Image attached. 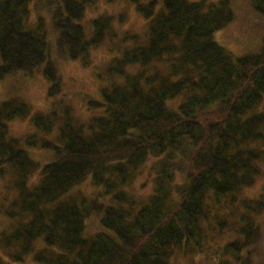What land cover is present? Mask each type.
<instances>
[{
	"label": "trees",
	"instance_id": "trees-1",
	"mask_svg": "<svg viewBox=\"0 0 264 264\" xmlns=\"http://www.w3.org/2000/svg\"><path fill=\"white\" fill-rule=\"evenodd\" d=\"M96 1L0 0V264H264V0H104L142 35L87 21ZM236 22L259 47L234 58L215 35ZM103 45L97 97L68 90ZM36 73L45 112L9 96Z\"/></svg>",
	"mask_w": 264,
	"mask_h": 264
},
{
	"label": "rangeland",
	"instance_id": "rangeland-1",
	"mask_svg": "<svg viewBox=\"0 0 264 264\" xmlns=\"http://www.w3.org/2000/svg\"><path fill=\"white\" fill-rule=\"evenodd\" d=\"M113 14L121 16L119 20L120 24L116 22V25L121 28L122 31L139 35H142L146 31V24L144 20L137 13H135L134 10L125 8V6L120 4V2L106 4L104 0H97L95 4L91 6V9L86 11L85 15L88 21L92 19L97 20V18H104ZM247 23L249 24L248 20ZM245 33H247L246 28L236 22L231 24L229 27L218 31L215 36L220 46L231 53L234 58H236L244 55L250 50L255 51L259 47L258 38L254 40L255 37L248 36ZM107 46L108 45H103L91 52L89 67H82L80 63L76 62H67L66 64L64 63L62 65V80L64 85L67 86L68 90L81 91L83 93L97 97L96 93L100 88V83L96 78L95 72L101 70L113 57V55L108 51ZM24 81H17L16 84L21 87L20 92L12 91L9 93V96L15 92V94L21 95V99L28 102L34 111L45 112L48 108V101L46 98L48 89L47 81L39 73H36L30 79H27L26 82ZM20 82H24V84H20ZM3 99V89L0 85V104L2 103ZM4 100H7V98ZM74 107V113L77 116H88V113L83 110L84 108L80 104H74ZM36 134L37 132L35 128L32 126L30 121L26 119L16 118L8 123V136L11 138H24L27 135ZM50 138L51 137H48V139ZM29 152L34 159L41 163V165L46 163L44 161V157L47 160V154H44L40 149H30ZM139 180L142 182L143 178L140 177ZM12 181L13 179L9 172L5 178L0 179V232L6 228L5 222L7 221L6 217L4 216V210L9 202V199L11 198L7 193V190L9 189L10 183ZM136 186H138V183ZM228 238L229 240L234 239L233 236ZM224 241L225 240H222L221 243ZM174 264L184 263L175 262Z\"/></svg>",
	"mask_w": 264,
	"mask_h": 264
}]
</instances>
